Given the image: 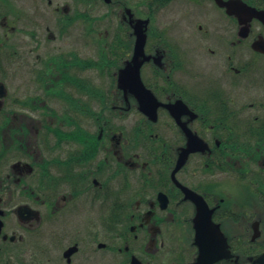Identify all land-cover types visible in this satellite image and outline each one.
Here are the masks:
<instances>
[{"label":"flooded vegetation","instance_id":"1","mask_svg":"<svg viewBox=\"0 0 264 264\" xmlns=\"http://www.w3.org/2000/svg\"><path fill=\"white\" fill-rule=\"evenodd\" d=\"M87 4L0 0V257L264 264V0Z\"/></svg>","mask_w":264,"mask_h":264},{"label":"rangeland","instance_id":"2","mask_svg":"<svg viewBox=\"0 0 264 264\" xmlns=\"http://www.w3.org/2000/svg\"><path fill=\"white\" fill-rule=\"evenodd\" d=\"M56 4L61 5L63 3L71 4V13L74 14L76 12L87 13L90 15H99L101 12V8L99 4L88 5L87 0H53ZM90 6L93 10H90ZM48 8L43 9V18L44 20H52L48 14ZM18 28H20L19 24H17ZM91 28H101V22L91 23L88 20H77L74 24L71 25V52L76 53L79 57L86 58H94V54L92 53L91 47L89 43L91 38L97 35V33H91ZM16 40L20 39L21 33L18 30L15 33ZM90 36V37H89ZM68 149V147L66 148Z\"/></svg>","mask_w":264,"mask_h":264},{"label":"water","instance_id":"3","mask_svg":"<svg viewBox=\"0 0 264 264\" xmlns=\"http://www.w3.org/2000/svg\"><path fill=\"white\" fill-rule=\"evenodd\" d=\"M251 13H254V15H256V16H258V17H261V19H264V18H262V14H263V12H258V11H255V12H253V11H250Z\"/></svg>","mask_w":264,"mask_h":264},{"label":"trees","instance_id":"4","mask_svg":"<svg viewBox=\"0 0 264 264\" xmlns=\"http://www.w3.org/2000/svg\"><path fill=\"white\" fill-rule=\"evenodd\" d=\"M0 264H5L4 262L0 261Z\"/></svg>","mask_w":264,"mask_h":264}]
</instances>
